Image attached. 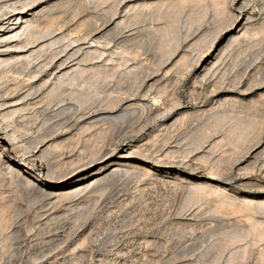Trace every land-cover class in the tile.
<instances>
[{
    "label": "rangeland",
    "instance_id": "rangeland-1",
    "mask_svg": "<svg viewBox=\"0 0 264 264\" xmlns=\"http://www.w3.org/2000/svg\"><path fill=\"white\" fill-rule=\"evenodd\" d=\"M4 29L0 140L25 153L0 152V264H264V0H0ZM115 143L132 169L98 179ZM14 160L93 180L52 197Z\"/></svg>",
    "mask_w": 264,
    "mask_h": 264
},
{
    "label": "bare ground",
    "instance_id": "bare-ground-1",
    "mask_svg": "<svg viewBox=\"0 0 264 264\" xmlns=\"http://www.w3.org/2000/svg\"><path fill=\"white\" fill-rule=\"evenodd\" d=\"M9 15V14H8ZM18 17V16H17ZM16 17V19H17ZM9 18V17H7ZM14 19V18H13ZM19 19V18H18ZM27 19V18H26ZM28 20V19H27ZM11 22V20H9ZM20 21V19H19ZM16 22V20H15ZM16 24V23H15ZM8 29H4V30H0V35L1 38L4 36L5 38V34L8 32ZM17 35V34H16ZM11 37V36H10ZM9 37V38H10ZM7 40V38H6ZM4 43V42H3ZM11 46V45H10ZM18 48V47H16ZM3 54V53H2ZM9 60V59H8ZM58 68V67H57ZM52 70V69H50ZM58 70V69H57ZM64 71V70H63ZM59 72V71H58ZM58 72L56 70L52 71V74L57 75V77H55L56 79H58V82H61L60 79L66 75V74H70L69 71H64L58 74ZM72 72V71H71ZM51 73V72H50ZM52 78V77H51ZM57 82V81H56ZM55 80L53 81V79L51 80V82L47 83V88L48 87H52L50 91H56L60 88L63 87L62 84L60 83H56ZM64 83V82H63ZM74 83H70L67 86L68 88L66 90H68L69 92H71V94H75L74 92ZM73 85V87H71ZM66 86V85H65ZM48 88V89H50ZM77 89V88H76ZM75 89V90H76ZM49 91V90H48ZM78 92H80V96H81V102H86L87 101V96L89 95L85 89H83V87H81V89L78 88L77 90ZM83 97V98H82ZM71 99V98H70ZM24 100V99H23ZM131 99H126L125 101H128ZM131 103V102H130ZM76 104V103H75ZM77 105V104H76ZM128 105V104H127ZM122 107L119 110V113L116 114L117 118L123 120L120 121L119 123V129H122L124 127V123L126 122L127 119H131L132 118V114H129L132 110L135 111V109L137 108V106L133 107L131 104H129L128 106ZM102 116V115H101ZM89 117V116H88ZM100 117V116H99ZM114 118V116H113ZM100 119V118H99ZM8 127V126H7ZM6 127V128H7ZM13 129V128H11ZM14 130V129H13ZM8 131V130H7ZM10 135H7L5 137L4 140H0V152H4V154H6L5 156L10 157L11 159L15 157V155H19L20 151H24L25 150V146H23V144L19 145L17 144V140H15L16 136L13 134V132H9ZM21 135V133H20ZM23 135H21L22 137ZM39 136V135H38ZM15 137V138H14ZM28 137V136H27ZM36 137V136H35ZM40 138V137H39ZM31 139V136H30ZM33 139V138H32ZM37 139V138H36ZM35 139V140H36ZM41 140V139H39ZM37 140V141H39ZM52 140V139H51ZM50 139H43L38 143H41L40 145L38 144L37 151L39 152V157L44 158L46 160V155L47 153L50 154L51 152V147L50 144H52L51 142L49 143ZM26 142V141H24ZM30 142V141H27ZM32 142V141H31ZM35 142V141H34ZM103 147V146H102ZM6 149H9V152L6 151ZM103 151V150H102ZM133 152V150L129 147V146H120L119 144H113V146H111V148L105 150L104 153L100 154L101 156L91 160L90 162H88L87 164H85L84 166L88 167V168H96L97 171L92 172L93 176H99L98 179L100 178H107L109 175L113 174L114 172H116L117 170L119 171H127L132 169L130 167V164L128 163L131 160V153ZM25 153V151H24ZM99 153V152H98ZM27 154V153H26ZM24 154V155H26ZM134 154V153H133ZM59 155V154H58ZM51 156V155H50ZM49 156V157H50ZM54 156V155H53ZM48 157V156H47ZM55 157V156H54ZM4 157H1V160H3ZM59 158V157H58ZM110 158L111 161L108 163L109 165H111V168L109 169V171H111L109 174L107 173V171H103L102 173H100V169H101V162L104 161L105 159ZM62 159V158H61ZM13 160V159H12ZM83 161V160H82ZM15 160L11 161L5 168V170L9 171L10 173L14 174L17 178V181L19 180V182L24 183L27 186H30L29 188H33V190H42L43 192H45L48 195H51L52 197H56L57 194H60V190L64 191V193L66 192L68 195H70L72 198L75 197V195H77L80 191L84 190L86 188L87 185H89V183L91 184L92 182H90L91 180H93V178H91L88 174H83L82 176L77 177L74 181L69 182V177L74 175L78 170L76 168L72 169L70 171H68V173H66L64 175V179L62 181H60L57 185H47L45 183H41L38 182L37 179L35 178V175L33 174H29L27 173L28 170H30L29 168H27V166L25 167H20L19 165L15 164ZM67 162V161H66ZM77 162V161H76ZM75 165V164H74ZM34 166V164H33ZM83 166V167H84ZM33 168V167H32ZM66 168V167H65ZM28 169V170H27ZM4 170V171H5ZM54 170V169H53ZM64 170V169H63ZM80 170V169H79ZM108 171V172H109ZM118 172V171H117ZM53 175V174H52ZM56 175V174H55ZM58 175V174H57ZM88 175V176H87ZM57 177V176H56ZM60 178V177H59ZM97 179V178H96ZM19 184V183H18ZM23 184V185H24ZM26 188V187H25ZM88 188V187H87ZM23 191V190H22ZM63 193V194H64ZM68 195H64V196H68ZM22 205V204H21Z\"/></svg>",
    "mask_w": 264,
    "mask_h": 264
}]
</instances>
